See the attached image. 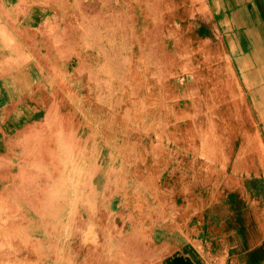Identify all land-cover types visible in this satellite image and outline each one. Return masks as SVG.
Instances as JSON below:
<instances>
[{"label":"rangeland","instance_id":"374dc122","mask_svg":"<svg viewBox=\"0 0 264 264\" xmlns=\"http://www.w3.org/2000/svg\"><path fill=\"white\" fill-rule=\"evenodd\" d=\"M0 37V264H264V0H0Z\"/></svg>","mask_w":264,"mask_h":264},{"label":"bare ground","instance_id":"6f19581e","mask_svg":"<svg viewBox=\"0 0 264 264\" xmlns=\"http://www.w3.org/2000/svg\"><path fill=\"white\" fill-rule=\"evenodd\" d=\"M14 25V24H13ZM4 42V38L3 37H0V43H3ZM20 49V48H19ZM20 51V50H19ZM14 52V51H13ZM12 54V53H11ZM15 54V53H14ZM24 55V54H23ZM12 56V55H11ZM37 141V140H36ZM30 142V141H29ZM35 144V143H34ZM27 145V144H26ZM30 145V144H29ZM28 146V145H27ZM30 148V147H29ZM34 148V147H33ZM29 150V149H28ZM34 150V149H33ZM26 152H27V150H26ZM19 175H20V173H19ZM12 179H14V178H12ZM10 184V183H9Z\"/></svg>","mask_w":264,"mask_h":264},{"label":"crops","instance_id":"0c3cea01","mask_svg":"<svg viewBox=\"0 0 264 264\" xmlns=\"http://www.w3.org/2000/svg\"><path fill=\"white\" fill-rule=\"evenodd\" d=\"M248 36H252V33H251V32H249Z\"/></svg>","mask_w":264,"mask_h":264}]
</instances>
